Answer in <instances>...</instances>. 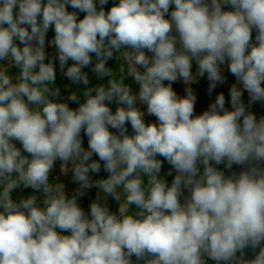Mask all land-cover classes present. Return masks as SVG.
Here are the masks:
<instances>
[{"label": "clouds", "instance_id": "clouds-1", "mask_svg": "<svg viewBox=\"0 0 264 264\" xmlns=\"http://www.w3.org/2000/svg\"><path fill=\"white\" fill-rule=\"evenodd\" d=\"M257 104L264 0H0V264H264Z\"/></svg>", "mask_w": 264, "mask_h": 264}, {"label": "rangeland", "instance_id": "rangeland-1", "mask_svg": "<svg viewBox=\"0 0 264 264\" xmlns=\"http://www.w3.org/2000/svg\"><path fill=\"white\" fill-rule=\"evenodd\" d=\"M49 35H51V33ZM233 79L234 78L230 77L228 83L231 84V82H233ZM174 87L177 88V90L182 94V90H183V87H184L182 83L178 84V85H174ZM193 88H194V91L197 92V98H198V108H197V110L200 111V110L205 109L207 107V105L211 102V100L214 99L216 93L214 92L212 94V96L209 97V95L207 93V82H206V80H202V81H200L199 84L193 85ZM220 90H223V91H225V93H227V89L226 88L218 89V91H220ZM257 107H261V106L259 104L254 106L255 110H259L258 111V115L259 114H264V108L261 107V109H257ZM148 119H154V118H148ZM94 191L95 190H93L92 193H89L88 195H86L83 198L82 203H83L85 208H87L88 202L90 201V199H92ZM113 208H115V204H113Z\"/></svg>", "mask_w": 264, "mask_h": 264}, {"label": "trees", "instance_id": "trees-1", "mask_svg": "<svg viewBox=\"0 0 264 264\" xmlns=\"http://www.w3.org/2000/svg\"><path fill=\"white\" fill-rule=\"evenodd\" d=\"M112 62H110V64H111ZM93 82L95 83V80H93ZM113 107H115L114 105H113ZM167 169H168V165L167 164H165V171H167ZM169 180L171 179V177H169L168 178Z\"/></svg>", "mask_w": 264, "mask_h": 264}, {"label": "crops", "instance_id": "crops-1", "mask_svg": "<svg viewBox=\"0 0 264 264\" xmlns=\"http://www.w3.org/2000/svg\"><path fill=\"white\" fill-rule=\"evenodd\" d=\"M257 109H261V107H257ZM255 111H257V113H258L259 110H255Z\"/></svg>", "mask_w": 264, "mask_h": 264}]
</instances>
